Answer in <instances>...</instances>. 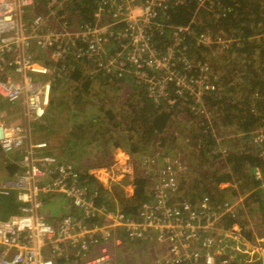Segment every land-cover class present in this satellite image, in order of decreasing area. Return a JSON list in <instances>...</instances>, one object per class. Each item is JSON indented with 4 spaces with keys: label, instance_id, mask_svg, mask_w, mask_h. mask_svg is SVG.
Returning <instances> with one entry per match:
<instances>
[{
    "label": "built area",
    "instance_id": "2783aa9c",
    "mask_svg": "<svg viewBox=\"0 0 264 264\" xmlns=\"http://www.w3.org/2000/svg\"><path fill=\"white\" fill-rule=\"evenodd\" d=\"M186 1L0 0V212L3 197L17 205L8 218L0 216V264H264V238L249 216L246 232L253 231L254 242L239 226L225 228L239 211H259L255 198L250 210L245 204L254 190L227 183L220 188H234L231 199L215 203L204 195L192 202L181 193L189 170L182 152L167 157L156 152L132 162L130 157L126 166L115 156L85 174L57 148L34 138L45 125L55 88L72 85L76 74L109 83L128 78L155 104L180 103L210 122L208 99L223 90L209 67L190 57L188 41L192 51L213 45L222 54L236 40L198 29L196 21L179 26L159 20L160 10ZM195 1L193 20L204 14L218 20L216 14L226 10L214 0ZM91 3L94 18L85 21L81 10ZM157 35L171 36L169 44L158 47ZM259 106L250 110L261 118L250 133L264 165V97ZM218 128L223 134L210 154L225 161L229 149L220 142L231 136L224 124ZM190 141L184 137L185 150ZM137 170L147 180L148 200L131 217L119 208L113 190L126 195L125 187L135 189ZM253 173L264 191L263 172L254 167ZM61 197L69 203L61 214H40L46 202Z\"/></svg>",
    "mask_w": 264,
    "mask_h": 264
},
{
    "label": "trees",
    "instance_id": "16d2710c",
    "mask_svg": "<svg viewBox=\"0 0 264 264\" xmlns=\"http://www.w3.org/2000/svg\"><path fill=\"white\" fill-rule=\"evenodd\" d=\"M214 2L222 3L226 8L216 14L219 17L218 20L210 19L209 14L201 17L199 15V18L193 20L194 14L197 13L195 0H187L185 4L159 11L161 22L187 26L196 21L199 22L198 29L209 28L210 32L225 33L227 37L236 40L231 48L222 54L217 53L213 45H202L201 48L192 51L194 50L192 42L188 41L190 57L197 62L200 61L201 65L208 66L209 73L215 75L214 77L219 81L217 84H220L219 87L223 90L220 95H214L208 99L212 121L211 116L208 122L209 120L193 114L190 108L181 106L180 103L177 105L181 107L176 105L174 108L167 105L166 99H161L158 104H155L146 98L144 91L135 86L132 81L126 83L128 79L109 83L107 79L91 81L76 74L72 78V85L71 83L59 84L55 92L63 88L61 92L66 94L63 96L65 99L61 105L66 108L68 114L74 116L72 119L84 115L89 118L87 125L94 123L93 128L97 124L102 126L98 134H101L103 138H108L105 143L113 144L114 148H125L136 161H140L143 154L153 155L155 148L162 157L163 154L170 155V150L174 148L176 142H181L179 140L183 135L188 136L192 141L189 143L191 146L185 150V161L189 170L181 180L182 195L188 196L187 198L192 202L201 196L208 195L215 203H220L231 199L235 194L232 187L227 189L220 187L223 184L239 182L240 191L254 190V193L245 200V204L250 210L249 201L256 199L261 213L258 222L264 227L263 191L260 189V181L253 173L254 167L261 166L260 170L264 174V165L254 154L255 144L251 142L252 133H250L261 121V118L252 115L250 110L254 105L261 110L259 103L264 97V47L261 46L264 41L262 37L264 35V0H214ZM79 7L82 8V5ZM92 7L93 4L81 10L85 21H91L94 18ZM253 36L256 37L255 40H251ZM170 38L171 36L166 35L154 36L158 47L167 46ZM236 65L243 66L237 67ZM258 67H262L261 75L257 71ZM124 87H129L125 102L117 103L116 107L108 108L110 105L105 107L106 101L110 104L108 99L111 95L115 97L117 94L114 90L119 92ZM258 92L261 96L256 99L254 95ZM54 105L53 101L49 112L53 111ZM89 109L92 116L91 122H89L90 116L86 114ZM184 121H187L186 125ZM221 123L229 130H233L235 134H244L231 138L228 143L220 142L223 147L229 149L225 161H220L210 154L217 146V139L223 134L218 128ZM184 125L185 128L189 127L188 131ZM44 127L45 125L42 124L39 126L40 129ZM73 129V132L76 129L84 131L82 123L76 124ZM186 131L187 134H185ZM55 148L64 155V158L76 159L79 157L78 152L80 154L86 152L87 147L82 149L81 146L78 149L74 143L70 148ZM112 159V155L108 153L104 161L91 166L106 165ZM11 167L13 171L15 166ZM88 167L90 166L79 167V169L86 174L85 170ZM134 181L136 189L131 197L123 194L120 189L113 190L119 198V208L131 217L135 216L141 204L148 200L147 180L142 177L139 170L136 171ZM230 191L232 192L231 198H226V192ZM250 204L254 207V203ZM16 210L17 205L11 198H2L1 218H8ZM252 211L249 212L252 214ZM249 215L244 213V210L239 211L236 218L226 219L225 228L232 229L234 226H239L245 237L254 242L253 231L246 232L248 222L245 219Z\"/></svg>",
    "mask_w": 264,
    "mask_h": 264
},
{
    "label": "rangeland",
    "instance_id": "374dc122",
    "mask_svg": "<svg viewBox=\"0 0 264 264\" xmlns=\"http://www.w3.org/2000/svg\"><path fill=\"white\" fill-rule=\"evenodd\" d=\"M128 79V78H126ZM129 81H131L130 79H128V81L126 83H128ZM113 87V86H112ZM62 90V89H61ZM60 89H57L55 92V96H54V107L52 108L53 111L49 112V114L47 113V116L44 120L45 122V127L42 129H38L35 132V139L39 140V141H47L49 142V144L52 147H67L70 148L74 143H75V147H77L78 149L81 148L82 149L86 148V152H78V158L74 159L69 157V160L72 163H75L76 165H79L78 167H86V166H91L94 163H100L102 161H104V159L107 157L108 153L112 155V157L114 158L115 156H117V158L119 159V161H121V163L124 165L125 163L127 164V159H129L131 157V162L135 161L133 159V157L129 154L128 150H126L125 148H121V147H117L114 148L113 144L107 145V143H105V141L108 138H103L101 136V134H98L99 132H101V127L98 124L93 128L94 123H89V125H87L88 123V117H85L84 115H79L78 117L72 119V114H68L66 108L63 107V105H61V102L65 99L63 96L66 93H62ZM115 93H117L115 95V97L113 95H111V98H109L108 100H110V104H108V101L105 102V107L107 105H110L108 108L111 107H116L117 103H122L125 102L124 99L125 97L128 96L129 93V87H124L122 89V91L117 92L116 90H114ZM91 106V105H90ZM118 108V107H117ZM51 109V107H50ZM96 110V109H93ZM90 109L87 111V115L90 116V120L89 122L92 121V116L90 115ZM89 112V113H88ZM49 120H48V119ZM185 125L187 123V121H184ZM82 123L83 126V130L76 129L73 132V126L76 124H80ZM184 125V128H185ZM106 126V125H105ZM93 128V129H92ZM187 128V129H186ZM185 129L188 130L189 127H186ZM225 130H227L228 132V136L230 138H228L226 135V137L228 139H225L223 141L227 142L235 136V132L230 133V130L228 127L225 128ZM97 132V134H95ZM91 133V134H90ZM188 132H186L185 134H187ZM184 137L182 136L180 138L179 141L181 142H176L177 144L174 145V148H171V154H173L172 150H175V152H182L184 158H185V147H184ZM187 141V137L185 139ZM177 145V148L175 149ZM122 152V153H120ZM158 152L157 148H155L154 153ZM107 153V154H105ZM147 156V154H143L142 157ZM168 155L163 154V157H167ZM186 159V158H185ZM126 166V165H124ZM129 167V165H128ZM132 169H130L131 171ZM133 172L135 173V171L133 170ZM133 180H134V175H133ZM226 185V184H225ZM113 188V187H112ZM136 189V187H135ZM135 189L134 188H129L130 191V195H134L135 193ZM227 189V188H225ZM129 191H127V193L129 194ZM231 194L232 192H226L227 197L226 198H231ZM115 198H117V200L119 201V198L117 196V193H115ZM219 195H217L218 197ZM219 198V197H218ZM112 199H114V197H112ZM116 199H114L113 201L115 203L118 204V201ZM69 206V203L67 201V199L65 197H61L60 203L58 199H53L51 202H46V204L40 209V214L43 216H56L59 215L63 212V210L65 209V207ZM260 208L259 211H252V214L250 213L249 217L251 218V221L254 222V227L256 228V231H258V233H261L262 238H264V227L261 225L260 222H258V220H260ZM259 226H256L258 225ZM249 227V226H248ZM251 228V227H249ZM249 244V243H248ZM141 258V260L144 258V255L139 257ZM120 264H134L131 263L129 261H124L121 260Z\"/></svg>",
    "mask_w": 264,
    "mask_h": 264
},
{
    "label": "crops",
    "instance_id": "0c3cea01",
    "mask_svg": "<svg viewBox=\"0 0 264 264\" xmlns=\"http://www.w3.org/2000/svg\"><path fill=\"white\" fill-rule=\"evenodd\" d=\"M75 127V125L73 126V128ZM49 143V142H48ZM260 167L261 166H259L258 168H259V170H260ZM127 185H130V182L128 181L127 183H126ZM223 185H225V184H223ZM126 188V190L127 191H129V188H131V187H125ZM263 191V190H262ZM126 195H128V196H130V191H129V194L127 193ZM263 197H264V191H263ZM59 200V203H60V199H58ZM57 216V215H56ZM52 217H54L53 215H52ZM55 218V217H54Z\"/></svg>",
    "mask_w": 264,
    "mask_h": 264
}]
</instances>
